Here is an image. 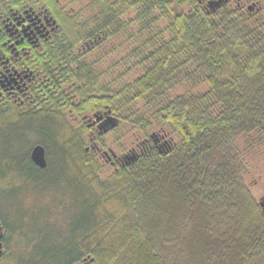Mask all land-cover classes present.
<instances>
[{"label":"trees","instance_id":"1","mask_svg":"<svg viewBox=\"0 0 264 264\" xmlns=\"http://www.w3.org/2000/svg\"><path fill=\"white\" fill-rule=\"evenodd\" d=\"M209 1H68L53 90L28 117L47 138L20 157L0 145L8 264H264V206L239 145L264 132V0ZM98 109L119 123L92 134L82 115ZM109 149L135 159L113 167ZM16 165L30 180L9 186Z\"/></svg>","mask_w":264,"mask_h":264},{"label":"flooded vegetation","instance_id":"2","mask_svg":"<svg viewBox=\"0 0 264 264\" xmlns=\"http://www.w3.org/2000/svg\"><path fill=\"white\" fill-rule=\"evenodd\" d=\"M68 1L0 0V122L19 116L18 130L27 132L33 129L28 117L48 102L53 90L54 43L63 38L67 16L75 10L67 4ZM96 41L95 37L85 44L91 49ZM85 44L81 43L78 49L84 48ZM62 89L72 101L78 98L75 85ZM109 115L111 110L98 109L83 114L82 121L94 134L103 132L100 124ZM74 123H80V119L74 118ZM108 160L116 166L121 164L122 158L112 156ZM11 240L7 237L4 221L0 219V264H8L10 254L7 251L11 248Z\"/></svg>","mask_w":264,"mask_h":264},{"label":"rangeland","instance_id":"3","mask_svg":"<svg viewBox=\"0 0 264 264\" xmlns=\"http://www.w3.org/2000/svg\"><path fill=\"white\" fill-rule=\"evenodd\" d=\"M120 53V52H119ZM47 138L44 133H42L38 128H34L31 131H21L14 130V128H10L8 133L3 132V136L0 133V145L7 148L6 152L10 153L13 149L14 152L18 157L27 155L29 152V147L31 146V141ZM26 140V141H25ZM239 145L243 148V150L246 153L247 161H248V171L245 174L246 179L254 192L255 196L258 198L259 201H264V132L263 133H254L249 137H242L239 140ZM10 147H12L10 149ZM14 147V148H13ZM90 149V146L88 147V150ZM3 150V149H2ZM112 149H109V154L111 156ZM107 151V150H105ZM104 151V152H105ZM105 154V153H104ZM117 156H120V158L123 157L122 154H131V151L123 152L120 150H116ZM106 160L109 158L106 157ZM110 162V160H108ZM113 167L115 165L111 164ZM109 166L110 170L113 168L112 166ZM21 167L19 165H16L15 168H13L12 174L9 176V186L12 185H19L22 183H28L30 178L27 177V175L23 174L20 170ZM56 170L54 169L53 173ZM52 171L49 172V174H46V177L49 179V184H52L54 181ZM39 206V205H38ZM41 207V205L39 206ZM43 207H41V210Z\"/></svg>","mask_w":264,"mask_h":264},{"label":"water","instance_id":"4","mask_svg":"<svg viewBox=\"0 0 264 264\" xmlns=\"http://www.w3.org/2000/svg\"><path fill=\"white\" fill-rule=\"evenodd\" d=\"M228 0H210L208 2V4L212 7H219L221 6V4L223 2H227ZM250 8H252V6H249ZM96 115H98V113H96ZM119 123V119L113 115H109L106 117V119L100 124V127L103 129V132H108L111 129H114ZM152 138H154L155 142H157L159 140V138L155 137V134H152ZM88 149V148H87ZM113 156H117V154L113 151L110 150ZM109 151H105V154L108 155V158L111 159L112 156L108 153ZM125 159H127V163H129V161L134 160L135 159V155L132 154H124L123 155ZM31 159L33 160V162L44 168L47 166L48 161H47V157H46V148L43 144L38 143L36 144L32 150H31ZM261 205L264 206V201H261Z\"/></svg>","mask_w":264,"mask_h":264}]
</instances>
